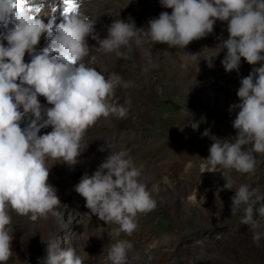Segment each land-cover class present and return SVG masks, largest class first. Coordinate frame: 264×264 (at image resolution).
Wrapping results in <instances>:
<instances>
[{"label":"rangeland","instance_id":"rangeland-1","mask_svg":"<svg viewBox=\"0 0 264 264\" xmlns=\"http://www.w3.org/2000/svg\"><path fill=\"white\" fill-rule=\"evenodd\" d=\"M19 1L0 0V264H83L71 259L72 209L79 245L103 257L264 264V0H168L150 18L152 0H108L122 30L146 19V67L109 42L101 57L93 34L92 51L65 58L43 7ZM38 32L53 45L28 47ZM42 64L83 85L81 108L42 101L62 92L30 86L24 71ZM194 77L228 89L221 104Z\"/></svg>","mask_w":264,"mask_h":264},{"label":"bare ground","instance_id":"bare-ground-1","mask_svg":"<svg viewBox=\"0 0 264 264\" xmlns=\"http://www.w3.org/2000/svg\"><path fill=\"white\" fill-rule=\"evenodd\" d=\"M43 1H46V4L43 3ZM175 1L176 0H170V3H174ZM23 2L32 3L35 7H38V6L43 7L41 9L46 14V18H45L46 21L44 23V26H46L45 31H47V29L49 27V32H51V34L54 36L53 37L52 35H48V34H46V32H44V33L41 32L42 34H40L39 33L40 31H39L35 36H33L34 41L32 39V41L30 42L28 47H30V46L31 47H37L38 49L40 48L42 50L40 45H45V44L48 45V44H52V42H53V44H55L57 46V48H56L57 50L56 49L55 50L58 51V53L60 55H63L64 57L67 56L68 58L73 60V58L75 56H77L79 48L82 52L85 49H88L87 48L88 47V41L90 39V41L95 40V41L100 42V44H101L100 51H102V52L98 55H100L103 58L107 57V54L104 50L106 49L105 46H106L107 42H109V45L111 43L114 46V48L117 47V48L121 49L122 51L124 49L131 50L132 53H135V51H136L137 52L136 55L140 58L139 64L143 65L144 67H146V65H147V60L152 61L151 60L152 57L148 55L149 51L140 45L141 42L143 41V38L150 35V33H151V30L147 28L146 23H143L146 19H142V22L139 24V22L136 19H133L132 17H130L131 21H132L131 24H134L135 28L133 27L134 31H131V32L127 31L126 32V31L121 29L122 27H121L120 22H119V20H121V19L122 20L124 18L126 19V14H123V13L119 14V12L117 10H115L113 8V6L109 5L108 0H98V1L97 0H25ZM23 2H21V1H19V3L17 2L16 7L20 3L23 4ZM167 2H168V0H152L148 4V6L146 7V12H145L146 17L150 18L151 13L155 9H158L159 7H161V5L166 6L168 4ZM12 3H15V2H12ZM12 6L14 7V4ZM37 9L34 8V9H29V10L35 11ZM187 11H190V10L188 9ZM65 14H67V15H65ZM32 16H33V14H32ZM19 21H21V20H19ZM38 26H40V25H38ZM118 26H119V29H116V27H118ZM5 29L8 30L9 27L6 26ZM123 29L127 30L126 27H123ZM0 33H3V35H5V36L7 35L6 31L5 32L1 31V28H0ZM89 34H93V36L88 39L87 35H89ZM3 35L0 36V44L3 41ZM51 36H52V42H51ZM15 37H17V36H15ZM94 37H95V39H94ZM74 40L76 41V43H74ZM16 43H18V42L16 41ZM75 44H77V45H75ZM22 45H24V44H22ZM154 47L158 50V52L168 50V48L166 46H164L163 44H161V42L155 43ZM23 48H24V46H23ZM36 49H35V52H36ZM47 49H48V47H47ZM89 49L91 50L90 47H89ZM89 49H88V51H89ZM41 50H40V53H44V51L41 52ZM91 51L89 53H91ZM36 53H38V50ZM53 54H52V57H54ZM44 55H45V53H44ZM60 55H59V57H60ZM85 55L87 56V54H85ZM183 56H184L183 53L178 52V56H177L178 60L182 61ZM47 57H49V56H47ZM83 58H84V56H83ZM85 58H87V57H85ZM45 59H47V58H45ZM182 64L184 67H187V68L195 67V63L192 60H189L187 62L184 60L182 62ZM36 65H37V63H36ZM40 67L41 68H39V65L37 67L31 66V67H28L29 69L27 68L28 69L27 71H24L27 74V76H25V77L28 78V82L31 84L30 86L35 87V86L40 85V87L42 86L44 89H46L47 87L49 89V86H51L50 88L55 87L57 89L62 90L61 94L58 95V97H55V95H53L51 93H47V96L42 101L43 102H50L52 104L58 103L61 101V103L63 102L65 104H72L74 106H77V108H81V104L85 102V100L83 99L85 97L84 96V93H85L84 90L85 89H83V87H82L83 85H81L80 82H78L74 77H68L67 80L63 81L62 83L57 82V80H55L54 76L52 75L51 69L49 68L48 65L45 64V65H43V67L42 66H40ZM24 68H26V67H24ZM67 72H68L67 74H69V71H67ZM146 79H148V74H146ZM20 83L18 84V86L20 85ZM191 83L195 88H201L203 95H205V97L208 96L209 98L213 99L214 103L217 102L219 104H221L222 99L225 98V95H226L227 90H228V89H224V88L222 89L223 85H219L214 90L208 83L202 84L198 77H194V79ZM24 86H25V84H24ZM30 86H28V87H30ZM21 87H23V85ZM34 90L35 89H33V92H34ZM214 93L216 94L215 97H214ZM57 100H58V102H57ZM2 102H3L2 103V106H3L2 110H4L8 103L6 104V102H4V101H2ZM92 110H93L92 108H88L87 111H85V112H86V114H90ZM176 121H178V119ZM23 136L25 137V139L28 141L29 144H31V145L35 144V140H34L35 136H32V137H29L26 135H23ZM33 151H34V149H33ZM121 159H117V161H118L117 165L118 166H120V164H121V161H122ZM34 160H35V163H37V165H40V166L43 165V163L41 162V159L39 157H35ZM112 161H113V158L108 157L106 159V164L109 166L110 165L109 163ZM160 187H162V186H160ZM162 188L166 189V187H162ZM70 213H71V219H72L71 222L73 223L72 228L75 229L72 231V234H71L73 240L70 239L71 245H72V252H73L71 259H73L75 262H79V263L82 262L83 264H127V263L132 264V263L137 261V256L135 254H131V253H128L123 257H120L118 255H113V254H111L109 256H105V257L98 255L95 253V251H94L95 248L93 247V245L90 243L88 244V242H90V241H87V242L83 241V244L80 246L79 241L81 240L80 236H81V229H82L81 220L78 219V212L75 209L74 210L72 209V211H70Z\"/></svg>","mask_w":264,"mask_h":264}]
</instances>
